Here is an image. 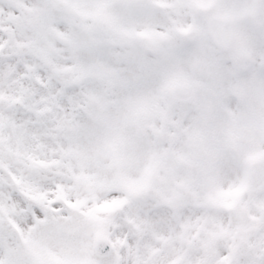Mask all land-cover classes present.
<instances>
[{"label": "snow or ice", "instance_id": "6c2138e0", "mask_svg": "<svg viewBox=\"0 0 264 264\" xmlns=\"http://www.w3.org/2000/svg\"><path fill=\"white\" fill-rule=\"evenodd\" d=\"M0 264H264V0H0Z\"/></svg>", "mask_w": 264, "mask_h": 264}]
</instances>
